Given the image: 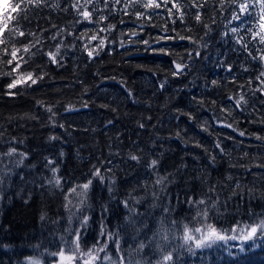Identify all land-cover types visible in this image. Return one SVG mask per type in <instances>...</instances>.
Segmentation results:
<instances>
[{
	"label": "trees",
	"instance_id": "16d2710c",
	"mask_svg": "<svg viewBox=\"0 0 264 264\" xmlns=\"http://www.w3.org/2000/svg\"><path fill=\"white\" fill-rule=\"evenodd\" d=\"M148 4L7 1L0 15L7 24L0 34V264L55 262L52 253L69 251L70 231L80 232L81 251L95 249L92 264H119L121 257L124 264H158L167 252V264H264V240L255 247L245 241L240 252V234L231 231L237 222L264 219V3ZM177 64L183 68L174 75ZM89 179L77 210L80 198L69 190L81 191ZM200 199L206 205L199 208L216 203L209 222L236 240L200 249L183 243V223L201 226L193 219L197 206L188 203Z\"/></svg>",
	"mask_w": 264,
	"mask_h": 264
},
{
	"label": "snow or ice",
	"instance_id": "6c2138e0",
	"mask_svg": "<svg viewBox=\"0 0 264 264\" xmlns=\"http://www.w3.org/2000/svg\"><path fill=\"white\" fill-rule=\"evenodd\" d=\"M3 0H0V4H2ZM262 3H264V0H261ZM154 3V0H149V4L145 5L146 7L151 6ZM246 5H240L241 11H244L246 9ZM20 8L19 4L14 5L11 8V11L15 12L17 9ZM90 14L85 12L84 16L87 18ZM237 19H239V17H236ZM8 19H11V17H8ZM197 19H199V16H197ZM262 19H264V17H262ZM91 22V21H90ZM0 24H3V26H0V34H2L4 32V29L7 27L6 23H3L2 21H0ZM260 28L262 30H264V24L260 25ZM239 31L238 28H233L232 32L233 33H237ZM20 35H23V33L21 32ZM253 35H256V33H254ZM92 39H96L95 36L92 37ZM181 39H184L183 37H181ZM3 41H0V43H2ZM261 43H264V37H261L260 40ZM104 41L101 40L100 41V46H103ZM237 43H241V40L238 39ZM87 47V46H86ZM244 47H247V45L245 44ZM25 51H27V48H25ZM94 51V50H93ZM57 52H59V48H57ZM89 56L92 55V51H89ZM12 57L13 59H15L16 57V51L14 50L12 52ZM49 58L52 60L53 63L56 62L55 60V56L52 53H49ZM8 64H11L12 61L9 60L7 61ZM17 68H19V65H17ZM183 66L180 64L176 65V69L177 72L174 73L178 74L181 70H182ZM12 71H16V69H13ZM11 73H9L10 75ZM261 75H264V73H261ZM41 78V77H38ZM25 77L23 75H21L19 78H14L12 83H10L8 85L9 88H13L17 85V83H20L22 80H24ZM26 79L31 80V82L33 84L36 83V79L32 78L31 73H29L26 77ZM215 83V81L213 82ZM241 100H243V97L240 98ZM240 101H237V105H239ZM49 111H51V109H48ZM143 126V125H141ZM240 135H244L243 132L240 133ZM52 139H55V137H52ZM217 147H219V145H217ZM15 149H10L9 152L7 153V155L11 156L15 153ZM21 157L24 156L23 153L20 154ZM130 159L132 160H139V157H137L136 155H130ZM22 163V160L17 161V164ZM49 163H52L51 161H49ZM157 164L156 160H153L151 162V165L153 167H155V165ZM58 171V169H52L53 172V176H54V186L55 187H60L61 184V180L58 177H55V173ZM93 175L94 176H99L100 175V170L99 168H94L93 170ZM101 181H103V177H100ZM164 178H158L156 183L160 184L162 183ZM2 179H0V183H2ZM50 184H53V181L50 180L49 181ZM92 184V180L89 179L86 183H83L82 185H78V187L81 189V191L77 192L76 188H71L69 190L70 193H76V195L80 198L79 200V205H77V210H79V206L83 205L85 202V198L87 196V192L90 188V185ZM112 189L109 188V191H111ZM65 200L68 201V204H71V200H69L68 195H65ZM137 203H139V200L136 201ZM124 206L125 208H128L130 213L135 214L136 209L134 207H130L128 201H124ZM188 203L191 206H197V210L195 213V216L193 217L194 220H197V222L199 224H201L200 227H190L188 223H183L182 224V230H183V234L180 237V239L183 241V243L185 245L189 244V242H192L195 244V248L200 249V248H211L213 245L217 244L218 241H227V240H236L238 237L235 235L232 236H227L224 234V232H222L221 230H218L212 223L209 222V212L212 209H216L217 205L215 202L211 203L210 205L205 206L204 208H199V205H206V201L204 199H200V200H189ZM68 204H65V208H68ZM153 207H155V205H153ZM69 211V222H71L73 215H75V213H73L71 211V209H68ZM164 212L167 213L169 212L168 208L164 209ZM198 218V219H197ZM41 219H44V216H41ZM127 219H131L130 217ZM88 217L85 216L83 218V221L81 223V227H84V225L87 223ZM132 223H135V221H132ZM171 225L173 227H175L177 225V221L176 220H171L170 221ZM160 233H161V239L165 242L169 241V236H168V232L169 229L165 228L163 225V218L161 221V227H160ZM232 232H239L240 236L239 238L242 241L241 247L239 249L240 252H244V246H243V242L245 241H253L252 246L255 247L257 246L255 244V240L258 238L260 240H264V219H261L260 222L258 224H245L242 227L240 226L239 222H237V224L231 229ZM195 233H199V236H196ZM259 233V236H257V234ZM103 234V233H102ZM70 235L73 236V239L71 241V246L69 248V251L66 253L65 250L63 248L60 249V251L58 253H52V255H57L59 256V264H77V262H79V264H92V261L97 260L98 256L94 255V251L95 249H89L86 252L81 251V245H80V239H81V234L79 231H75L72 232L70 231ZM111 238V237H110ZM63 240V237L61 238ZM116 245H117V250L119 251V241H116ZM106 247V245H105ZM145 247V245L143 243H141L139 245L140 249H143ZM159 247V246H158ZM162 250V249H161ZM190 252L193 251V249L191 247H189L188 249ZM100 251H104V248H101ZM106 259H110L109 257H106ZM173 256H172V252H167L165 254H163L162 260L158 262V264H167V262L172 261ZM30 264H40L39 260L33 259L30 261ZM119 264H124L123 258L121 257Z\"/></svg>",
	"mask_w": 264,
	"mask_h": 264
},
{
	"label": "rangeland",
	"instance_id": "374dc122",
	"mask_svg": "<svg viewBox=\"0 0 264 264\" xmlns=\"http://www.w3.org/2000/svg\"><path fill=\"white\" fill-rule=\"evenodd\" d=\"M7 1H8V0H3L2 4H0V15H1L2 12H4L5 9H6ZM33 259H35V258H27V259H25L24 263H25V264H30V261L33 260ZM40 264H42V263L40 262ZM50 264H59V260L57 259V260H55V262L53 261V262H51Z\"/></svg>",
	"mask_w": 264,
	"mask_h": 264
}]
</instances>
